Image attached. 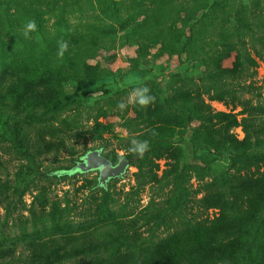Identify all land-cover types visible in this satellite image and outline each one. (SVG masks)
I'll return each mask as SVG.
<instances>
[{"label": "rangeland", "instance_id": "obj_1", "mask_svg": "<svg viewBox=\"0 0 264 264\" xmlns=\"http://www.w3.org/2000/svg\"><path fill=\"white\" fill-rule=\"evenodd\" d=\"M228 1L227 40L248 50L259 48L264 0ZM195 5L193 0H0V72L23 62L42 81L51 78L57 90L55 97L39 101L36 88L26 89V81L13 75H5L0 85V121L11 127L9 135L0 132V248L13 254L0 264H22L40 248L49 254L43 264L139 252L189 222L219 214L200 199L212 190L229 200L231 180L244 172L232 165V148L207 146L190 153L191 132L187 138L181 135L200 121L187 120V112L176 107L175 94L200 95L237 121L242 114L240 105L231 103V93L226 101L207 99L218 85L205 72L203 58L219 43L205 41L214 31L208 26L211 14L196 24L194 17L202 10ZM29 19L37 22V30L25 38L23 25ZM192 25L195 34L187 41ZM60 39L69 42L64 58L47 56ZM252 55L255 73L246 83L252 81L257 89L240 95L264 109V55ZM232 60L233 55L222 65ZM138 83L150 87L156 102L121 111L118 103ZM19 91L26 97L17 101L12 96ZM29 123V136L14 139L13 129ZM230 132L238 139L244 136L240 125ZM132 138L150 142L143 158L128 151ZM45 142L52 147L47 149ZM94 149L112 164L119 153L132 163L128 159L124 173L105 185L97 169L67 171ZM58 171L64 174H48ZM248 171L253 174L255 168ZM255 216L256 226L263 223L264 205ZM123 233L127 240L120 243ZM254 234L255 229L248 238ZM224 264L246 262L240 258Z\"/></svg>", "mask_w": 264, "mask_h": 264}, {"label": "trees", "instance_id": "obj_2", "mask_svg": "<svg viewBox=\"0 0 264 264\" xmlns=\"http://www.w3.org/2000/svg\"><path fill=\"white\" fill-rule=\"evenodd\" d=\"M193 2L196 4L195 9L202 10L200 15L194 17L195 19L192 17L196 24L204 23L205 17L211 14L208 26H213L214 31L205 41L209 45H215L212 44L214 41L216 44L219 43L212 53L203 58L205 72L211 81L218 85V90L210 94L207 99L226 101L227 95L231 93L230 101L234 105H240L242 117L237 121L228 113L214 110L200 95L189 97L188 91L179 90L175 94L174 101L179 105L176 107L187 112L189 122L193 119L200 121L197 127L188 126L181 137L187 138L191 132L190 153L205 150L202 147L207 146L232 148L234 150V153L230 155L232 165L238 172L243 170L244 175L246 172V176L232 177L228 190L229 200L225 193L219 191L208 190L204 193L200 201L205 208L219 209V214L212 219L189 222L154 244L142 247L139 252L129 249L123 253L94 258L79 264H224L240 258H243L246 264H264V232L261 229L262 226L264 227V220L260 225H255L257 222L255 213L264 205V109L253 105L250 100L240 95L253 93L257 89L252 81L246 83V80L255 73V58L252 53L258 58L264 55V33L258 38L259 48L252 47L248 50L245 47H239L235 42L227 40L226 25L230 18L228 0H193ZM193 30L195 26L192 25L187 41L193 40L195 34ZM46 53L47 56L56 54L57 45L49 46ZM232 55L231 65L223 66V60ZM4 57L3 54L2 58ZM34 74V70L32 68L26 70L22 62L8 73L5 70L0 72V85L5 75H13L19 81H26V89L30 90L32 86L36 88L37 93L34 96L37 100L55 97L57 90L50 86L51 78L42 81ZM22 93L19 91L16 96L13 94L12 98L17 97L16 100L19 101L21 97H26ZM156 115H161V120L165 119V115L160 111ZM236 125L242 127L244 133L242 139H238L230 132V129ZM32 127L33 123H29L26 126L14 128L13 138L25 140ZM34 129L38 130L39 127L34 126ZM10 131L9 122L0 121V132L9 135ZM201 143H203L202 146ZM45 144L47 149L52 147L51 142H45ZM156 144L153 147H156ZM128 159L131 164L132 160ZM251 167H254L255 171L253 174H248L247 171ZM56 173L59 171L48 172L49 175H57ZM230 211H236L238 216L231 215ZM254 229L255 234L248 238V234ZM126 240L127 236L123 233L118 242L123 243ZM48 256L49 254L40 248L39 251L34 250L27 255L22 264L47 263ZM12 257L11 250L0 248V261Z\"/></svg>", "mask_w": 264, "mask_h": 264}, {"label": "clouds", "instance_id": "obj_3", "mask_svg": "<svg viewBox=\"0 0 264 264\" xmlns=\"http://www.w3.org/2000/svg\"><path fill=\"white\" fill-rule=\"evenodd\" d=\"M37 30V22L34 19H29L24 25H23V35L25 38L29 37V34L32 32H35ZM69 50V42L60 39L57 41V58L62 60L65 56V53ZM156 102V96L151 93L150 87H148L146 84H136L132 88V90L128 93L127 99L122 100L118 103L117 107L123 111L125 110L129 105L132 106H139L141 108H146L151 104H154ZM153 135H156L155 131L152 133ZM150 142L148 140H141L138 138H132L130 140V147L128 151L140 158H143L145 153L150 150ZM121 159L124 158V153L118 154ZM73 171H79V169H74ZM57 175H63V172L56 173Z\"/></svg>", "mask_w": 264, "mask_h": 264}, {"label": "water", "instance_id": "obj_4", "mask_svg": "<svg viewBox=\"0 0 264 264\" xmlns=\"http://www.w3.org/2000/svg\"><path fill=\"white\" fill-rule=\"evenodd\" d=\"M127 166L128 159L126 156L112 164L99 150L94 149L86 152L73 169L78 168L81 172L97 169L99 171L98 181L101 185H105L110 178L122 175Z\"/></svg>", "mask_w": 264, "mask_h": 264}]
</instances>
